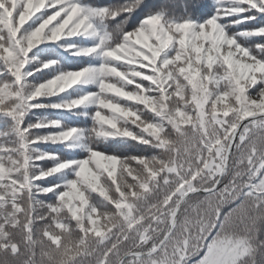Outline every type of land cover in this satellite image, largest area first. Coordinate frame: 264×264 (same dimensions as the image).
I'll return each instance as SVG.
<instances>
[{"label":"snow or ice","instance_id":"obj_1","mask_svg":"<svg viewBox=\"0 0 264 264\" xmlns=\"http://www.w3.org/2000/svg\"><path fill=\"white\" fill-rule=\"evenodd\" d=\"M212 9L0 0V264H264V0Z\"/></svg>","mask_w":264,"mask_h":264},{"label":"trees","instance_id":"obj_2","mask_svg":"<svg viewBox=\"0 0 264 264\" xmlns=\"http://www.w3.org/2000/svg\"><path fill=\"white\" fill-rule=\"evenodd\" d=\"M88 0H85V3H87ZM168 2V0H155V3H157V5H164ZM177 4L181 2V0H176ZM211 3H213V9L212 11H215V0H210ZM177 11H179V9L177 8ZM212 13L210 11H208L207 9L204 11V13H202V18H207V16L211 15ZM255 13L249 12V13H245V15H254ZM135 17H139V15L134 16ZM142 17V16H140ZM229 20H239V17H229ZM264 25V15H256V19L254 20H248L246 22H241V23H237L235 26L233 27H229L228 31L230 33H240L242 31L245 30H251L257 27H260ZM239 42L246 46V47H250L253 48L254 50V45L256 43H264V37H242V36H238L237 37ZM78 58H74L73 61V65L71 66H76ZM40 73H37V78L40 77ZM37 116H48L49 118H58L59 114L54 112L51 109H37L35 113L30 114L28 116V120L31 122H35L36 117ZM66 120H68V122L70 123H85V121L82 120H69L68 117H65ZM49 131V129H40L38 130L39 133H43V132H47ZM37 148L43 150V151H51V152H58L61 153L62 156L66 155L63 146L61 145H37ZM138 151H143V147L141 146L139 149L136 148H132V149H127L124 154H136ZM52 162L51 161H43L42 164L43 166L47 167L50 166ZM55 178L50 179L49 181H46L45 183H52L54 182Z\"/></svg>","mask_w":264,"mask_h":264},{"label":"rangeland","instance_id":"obj_3","mask_svg":"<svg viewBox=\"0 0 264 264\" xmlns=\"http://www.w3.org/2000/svg\"><path fill=\"white\" fill-rule=\"evenodd\" d=\"M104 2H108V0H104ZM121 2H122V0H121ZM137 15H139V17L142 16L143 15V9H141L140 11H137L135 13V16H137Z\"/></svg>","mask_w":264,"mask_h":264}]
</instances>
